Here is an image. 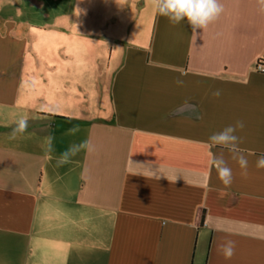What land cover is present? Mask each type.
Returning <instances> with one entry per match:
<instances>
[{
	"label": "crops",
	"instance_id": "crops-1",
	"mask_svg": "<svg viewBox=\"0 0 264 264\" xmlns=\"http://www.w3.org/2000/svg\"><path fill=\"white\" fill-rule=\"evenodd\" d=\"M220 3L194 32L150 0H0V264H264V0ZM80 42L105 83L79 86ZM238 120L246 175L208 142Z\"/></svg>",
	"mask_w": 264,
	"mask_h": 264
},
{
	"label": "clouds",
	"instance_id": "clouds-1",
	"mask_svg": "<svg viewBox=\"0 0 264 264\" xmlns=\"http://www.w3.org/2000/svg\"><path fill=\"white\" fill-rule=\"evenodd\" d=\"M155 11L173 25H178L182 21H187L188 25L195 32L200 29L206 28L209 24L213 23L223 13L224 8L220 0H150ZM178 85H182V80H177ZM214 97L221 95V90L216 89L212 92ZM243 121H236L235 124L228 125L218 132H213L208 142L211 145L219 146L221 149H227L231 154V159L236 161L242 170V174H247L248 159L239 149L241 137L238 136L237 130L244 128ZM27 130V119L21 118L17 122L13 134L23 133ZM79 131L78 126H73L67 130L68 135H75ZM52 137L46 138L48 150L51 151ZM89 148L87 140L81 141L77 144L70 145L64 152L56 157V166L60 167L65 164L71 163L72 158L81 151ZM209 165L214 168L218 174L219 180L225 185L230 186L233 180V172L228 162L225 159L223 151L219 154L212 155L209 159ZM258 169H264V154H261L256 161ZM218 250L225 259H231L235 254L236 242L233 240H225L218 244Z\"/></svg>",
	"mask_w": 264,
	"mask_h": 264
},
{
	"label": "rangeland",
	"instance_id": "rangeland-1",
	"mask_svg": "<svg viewBox=\"0 0 264 264\" xmlns=\"http://www.w3.org/2000/svg\"><path fill=\"white\" fill-rule=\"evenodd\" d=\"M86 0H80V3H85ZM145 10V9H144ZM82 13V12H80ZM87 12H84L86 14ZM146 14V13H145ZM145 20L146 15L143 17ZM118 45V44H116ZM120 45V44H119ZM97 47H103V49L98 48L95 53H92L90 45L87 43L80 42L79 45L75 48V51L78 53V58L75 62V69L78 72L77 81L81 88H84L90 84H95L94 81L96 78H101L102 82L105 83V76H99L102 69L106 67V65L115 66L116 59H108V44H96ZM122 46V45H120ZM107 53V54H106ZM99 76V77H98ZM83 94H80V102H85V100H81ZM83 102V103H84ZM80 106H82L80 104ZM81 109V107H79Z\"/></svg>",
	"mask_w": 264,
	"mask_h": 264
},
{
	"label": "trees",
	"instance_id": "trees-1",
	"mask_svg": "<svg viewBox=\"0 0 264 264\" xmlns=\"http://www.w3.org/2000/svg\"><path fill=\"white\" fill-rule=\"evenodd\" d=\"M197 219H198L199 223L203 222V220H204V212L203 211H199Z\"/></svg>",
	"mask_w": 264,
	"mask_h": 264
},
{
	"label": "built area",
	"instance_id": "built-area-1",
	"mask_svg": "<svg viewBox=\"0 0 264 264\" xmlns=\"http://www.w3.org/2000/svg\"><path fill=\"white\" fill-rule=\"evenodd\" d=\"M257 70L259 72H263L264 73V64L262 62L258 63Z\"/></svg>",
	"mask_w": 264,
	"mask_h": 264
}]
</instances>
